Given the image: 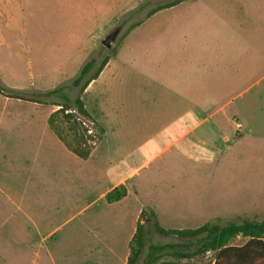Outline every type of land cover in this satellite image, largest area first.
I'll use <instances>...</instances> for the list:
<instances>
[{
    "label": "rangeland",
    "instance_id": "374dc122",
    "mask_svg": "<svg viewBox=\"0 0 264 264\" xmlns=\"http://www.w3.org/2000/svg\"><path fill=\"white\" fill-rule=\"evenodd\" d=\"M173 1L177 0H0V32L9 33L13 53L2 55L4 48H0V86H5L0 90L40 103H12L0 97V112L45 113L49 117L60 109L53 103L61 99L46 94L62 89L71 106L81 97L90 115L86 120L89 135L95 137V146L99 144L89 164L79 162L77 200L73 198V205L67 206L70 197H64L57 220L61 229L43 245L37 238L33 248L5 247L6 257H19L20 264H94L92 246L105 234L96 224L104 210L97 198L112 184L120 167L122 172H130L144 162L148 150L150 155L157 150L155 140L147 143L156 139L155 132L166 122L161 114L190 113V120H181L157 138L164 141L182 128L195 127L200 118L227 101L234 103L225 105L221 115L211 118L212 123H222L225 113L243 114L264 97V0H184L149 16L158 5ZM114 32L115 42L105 47L102 41ZM106 58H111L109 67L80 94L73 81L83 66L96 60L91 77ZM60 126L65 128L63 123ZM186 145L141 169L133 183L139 185L143 200L152 198L172 179L205 176L200 174V162L180 153L187 151ZM215 172L217 178H230L229 185L238 195L252 186L257 188L264 179V168L255 165L252 175L243 156L222 160ZM15 185L22 190L20 184ZM79 211L82 213L77 215ZM33 212L42 214L38 207ZM146 212L154 217L150 210ZM50 213L48 218H53ZM110 213L107 220L112 219L107 223L118 237H126V230L120 223L116 225L118 211ZM16 220H21L19 215ZM44 225L50 227L49 221ZM146 229L151 232L146 235L139 264L151 244L181 242L175 235H159L154 225ZM214 258L208 253L179 264H212Z\"/></svg>",
    "mask_w": 264,
    "mask_h": 264
},
{
    "label": "crops",
    "instance_id": "0c3cea01",
    "mask_svg": "<svg viewBox=\"0 0 264 264\" xmlns=\"http://www.w3.org/2000/svg\"><path fill=\"white\" fill-rule=\"evenodd\" d=\"M8 38L9 33L0 32V48H4L1 50L2 55L13 54L9 51ZM110 59L101 74L111 64ZM0 97L12 103L27 101L8 96L6 90H0ZM262 100L264 97L255 102L252 108L248 106L243 114L238 111L230 115L225 113L221 118L224 120L222 123H212L211 118L221 115L225 105L231 106L234 103L231 100L227 101L215 112L200 118L195 127L182 128L164 141L157 138L166 135L181 120H190V113L161 114L166 122L155 132L156 139L153 138L147 143L151 144L155 140L159 146L157 150L151 155L149 154L151 151L148 150L145 158L142 157L144 162L133 167L130 172L126 169L122 172L120 167V172L118 171L117 177L115 174L112 184L97 198L98 202H103L104 210L96 219V224L105 234L97 245L92 246V252L96 257L94 264H128L130 252L127 249L138 224L143 223L141 214L147 213V210L153 213L158 224L160 221L169 226L162 227L168 231L193 230L208 223H227L235 220L264 221V179L259 182L260 186L257 188L252 186L247 193L238 195V190H233L229 185L230 178L214 176L222 160H231L238 156L246 157L247 169L248 172L249 169L252 171V175L255 165L264 168ZM49 117L45 113L0 112V264H20L22 261L17 256L6 257L2 250L5 247L33 248L32 243L37 241V238L43 245L61 229L60 225L57 226V220H60L64 209V197H70L67 206L73 205V198L77 200L79 162L89 164L99 145L94 147L87 160L80 159L48 126ZM183 145L188 149L180 153L184 157L200 162V174L205 176L172 179L166 187H160L152 198L143 200L139 194V185L133 183L141 169L146 168L151 161L172 152L177 146ZM258 152L259 155L256 157ZM69 165H73L70 170ZM210 169H213L212 174L208 176ZM15 184H20L22 190H17ZM122 186L126 188L127 196L118 202L109 203L106 200L107 195ZM248 193L250 198L247 196ZM236 198L239 199L238 202L232 203ZM244 199L247 201L246 206ZM248 199L252 200L250 204ZM35 207L42 210V214L36 215L38 217L33 212ZM115 210L118 211L119 217L116 225L121 224L124 231L126 230V237H118L116 231L107 223L112 219L110 217L107 220L108 216H111L110 212ZM49 211L53 218H48ZM82 211L76 214L79 215ZM18 215L21 220H16ZM47 221L50 223L48 228L44 225ZM102 223L105 225H101ZM32 235L36 238L32 239ZM235 240L244 241L239 245L232 243L238 247L249 241L242 236Z\"/></svg>",
    "mask_w": 264,
    "mask_h": 264
},
{
    "label": "trees",
    "instance_id": "16d2710c",
    "mask_svg": "<svg viewBox=\"0 0 264 264\" xmlns=\"http://www.w3.org/2000/svg\"><path fill=\"white\" fill-rule=\"evenodd\" d=\"M182 1L184 0L158 5L149 13V16L171 8ZM108 60L109 58L104 59L91 77L88 76L95 68L96 60L92 59L87 62L79 76L73 81V87L80 88V94H83L88 86L99 77ZM62 92V89H58L46 94L47 97L56 96L61 99V102L53 103L60 109L51 114L48 125L72 153L82 160H87L96 141L94 136L89 135L90 130L87 128L86 120H90V115L85 110L81 97L76 98L74 105L71 106L69 105L70 99ZM8 96L32 101L14 94H8ZM60 123H63L65 128L61 127ZM126 196L127 190L122 186L111 191L106 199L114 203ZM141 220L143 223L138 224L131 241L128 264H139L146 247V235L151 232L146 229L149 225H154L159 235H175L181 242L165 245L151 244L143 264H179L181 260H191L206 256L208 253H213L215 256L212 264H264V221L235 220L225 224L208 223L193 230L168 231L160 227L155 216L151 217L143 212ZM238 236L248 238L249 241L244 246H233L232 243ZM166 257L174 261H163Z\"/></svg>",
    "mask_w": 264,
    "mask_h": 264
},
{
    "label": "water",
    "instance_id": "95a60500",
    "mask_svg": "<svg viewBox=\"0 0 264 264\" xmlns=\"http://www.w3.org/2000/svg\"><path fill=\"white\" fill-rule=\"evenodd\" d=\"M116 36H117V32L110 34L106 39H104L102 41V44L105 47L110 48L113 45V43L115 42Z\"/></svg>",
    "mask_w": 264,
    "mask_h": 264
}]
</instances>
